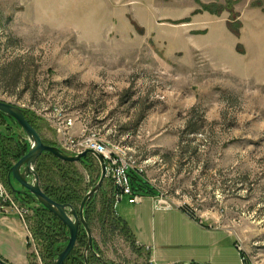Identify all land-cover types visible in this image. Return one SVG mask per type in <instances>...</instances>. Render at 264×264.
I'll return each instance as SVG.
<instances>
[{
    "label": "rangeland",
    "instance_id": "374dc122",
    "mask_svg": "<svg viewBox=\"0 0 264 264\" xmlns=\"http://www.w3.org/2000/svg\"><path fill=\"white\" fill-rule=\"evenodd\" d=\"M199 1L0 0V101L26 110L42 141L68 155L77 154L60 146L59 118L72 119L74 137L128 147L153 192L135 191L147 216L161 211L150 203L163 193L172 207L233 236L210 264H264V1L232 0L235 19L227 0ZM230 22L239 23L238 36ZM8 129L28 142L0 112V131ZM88 156L89 168L68 169L82 175L85 192L101 170ZM7 176L0 181L14 196ZM111 188L105 179L94 194V251L106 264H150L149 248L98 220L100 190L115 199ZM16 202L27 209L20 219L30 232V262L42 264L33 210ZM134 205L124 195L114 211L131 222ZM192 249L183 252L190 257Z\"/></svg>",
    "mask_w": 264,
    "mask_h": 264
},
{
    "label": "trees",
    "instance_id": "16d2710c",
    "mask_svg": "<svg viewBox=\"0 0 264 264\" xmlns=\"http://www.w3.org/2000/svg\"><path fill=\"white\" fill-rule=\"evenodd\" d=\"M200 3L199 0H196ZM228 5L225 7L230 11L233 19L237 18V14L231 8L232 0H227ZM202 10L216 13L214 5H201ZM222 8V7H221ZM221 10V9H219ZM198 12V11H196ZM218 14V13H217ZM229 30L235 35H239V23H228ZM31 125L37 129L36 121L31 117L26 110H23ZM7 132L0 131V178L6 184V175L14 162L19 160L29 148L27 139H22L19 134H15L8 129ZM46 143V142H44ZM54 145L53 143H46ZM93 158L86 156L79 161L85 168H89ZM74 167V162L62 161L54 156L52 153H42L36 161L35 170L39 176L40 187L44 193L51 199L58 203L72 205L75 209L78 208L83 196L85 195L86 186L83 185V177L77 173V179L72 177L68 169ZM130 183L133 191H142L145 193H153L152 189L148 187L142 177L136 172L131 171L129 174ZM7 187V186H6ZM112 190V188H111ZM101 209L97 212L98 220L104 222L109 220L112 230H119L126 240L134 243L132 232L127 223L118 217L114 211L115 200L111 197V192L100 190ZM21 203H26L27 207L33 210V237L36 246L40 248V257L42 264H52L57 255L62 252L67 244L68 231L64 228L61 220L46 210L40 204L34 205V200L21 194L14 195ZM96 195H93L85 205L84 216L91 227L94 213L96 212L95 201ZM86 234L82 227L79 228L77 239L73 250L63 261L62 264H85L83 257V249L86 244ZM135 244V243H134ZM27 248H30V243H27ZM94 249L99 252V248L94 241ZM94 251V252H95ZM89 253L87 263L93 264V261H98L93 253ZM33 254H28V258H33ZM30 264H32L30 262ZM197 264V263H189Z\"/></svg>",
    "mask_w": 264,
    "mask_h": 264
},
{
    "label": "crops",
    "instance_id": "0c3cea01",
    "mask_svg": "<svg viewBox=\"0 0 264 264\" xmlns=\"http://www.w3.org/2000/svg\"><path fill=\"white\" fill-rule=\"evenodd\" d=\"M256 1L258 0H246L245 3ZM260 1L264 0L258 2L261 3ZM48 140H51L50 137ZM148 196L152 198L151 195ZM142 202L143 200L134 205L133 221L121 219L130 228L137 248L145 250L148 247L149 258L158 264L213 263L212 251L222 246L220 243L226 237H233L226 229L215 226L213 219L198 222L186 209L175 204L171 209L154 211L151 202L154 213L147 216L145 205L141 206ZM29 236L26 223L14 211L8 209L7 212H0V257L4 261L9 264H30L27 248ZM236 243L235 241V247ZM190 246L193 247V255L187 257V252L183 250ZM188 259L191 260L184 262Z\"/></svg>",
    "mask_w": 264,
    "mask_h": 264
},
{
    "label": "water",
    "instance_id": "95a60500",
    "mask_svg": "<svg viewBox=\"0 0 264 264\" xmlns=\"http://www.w3.org/2000/svg\"><path fill=\"white\" fill-rule=\"evenodd\" d=\"M0 112L8 118L14 119L18 126L23 130L28 138L29 149L19 160H17L9 169L7 181L10 190L14 195L21 194L34 200L37 204L43 206L46 210L57 216L63 223L64 228L68 231L67 244L62 252L53 260L52 264H62L70 252L73 250L79 228L82 227L85 231L87 242L84 246L83 257L85 264L87 263V255L89 251L94 252L93 235L90 226L84 216L85 205L88 200L96 194L101 188L105 180V167L103 158L100 154L91 149H86L77 155H68L59 147L45 144L40 135L30 124L22 109L6 102L0 101ZM49 152L62 161L79 162L88 155L94 156L100 165V176L96 184L90 188L82 198L79 206L75 209L72 205L62 204L54 201L47 196L40 187L39 176L35 170L36 161L39 156ZM14 183L18 187L14 186ZM98 260L102 264H106L96 252H94ZM0 264H9L0 257Z\"/></svg>",
    "mask_w": 264,
    "mask_h": 264
},
{
    "label": "built area",
    "instance_id": "2783aa9c",
    "mask_svg": "<svg viewBox=\"0 0 264 264\" xmlns=\"http://www.w3.org/2000/svg\"><path fill=\"white\" fill-rule=\"evenodd\" d=\"M59 120L56 130L61 137L59 143L63 149L71 151V154H79L86 149H91L102 156L105 167V179L110 183L112 191H114L115 202L124 195L129 196V202L132 204L142 201V196L133 191L128 174L133 171L141 176L144 173V169H140L137 165L138 161L129 155L130 149L128 147H116L113 150H109L106 143L101 142L100 138L95 137L96 135L74 137L70 135V128L73 125L72 119L63 118L61 120L59 118ZM171 207L172 203L163 193L154 198V210H166ZM8 209L14 211L21 219L27 214V209L19 206L15 197L0 181V212H7ZM237 248L240 251L242 250L239 244ZM146 249L148 250V247ZM149 263L158 264L153 259H150Z\"/></svg>",
    "mask_w": 264,
    "mask_h": 264
},
{
    "label": "flooded vegetation",
    "instance_id": "af4514ba",
    "mask_svg": "<svg viewBox=\"0 0 264 264\" xmlns=\"http://www.w3.org/2000/svg\"><path fill=\"white\" fill-rule=\"evenodd\" d=\"M108 264H111V263L108 262Z\"/></svg>",
    "mask_w": 264,
    "mask_h": 264
}]
</instances>
